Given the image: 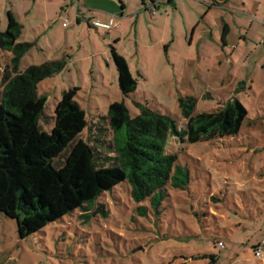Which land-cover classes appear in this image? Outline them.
<instances>
[{
  "label": "rangeland",
  "instance_id": "1",
  "mask_svg": "<svg viewBox=\"0 0 264 264\" xmlns=\"http://www.w3.org/2000/svg\"><path fill=\"white\" fill-rule=\"evenodd\" d=\"M83 1L0 0V30L12 11L24 25L19 41L35 43L21 70L68 61L38 85L49 99L40 119L44 129H52L56 103L75 86L88 121L79 138L94 145L103 136L99 128H109L108 108L116 101H124L132 117L140 112L138 101L181 124L182 95L196 97L195 113L238 98L248 115L235 135L197 143L170 139L168 150L189 165L192 179L187 189H168L159 214L149 200H133L127 181L86 203L90 209L77 208L25 239L17 222L0 212V264H264L255 255L264 240V0H246L245 13L235 0L226 8L212 7L218 0H155L156 13L151 0L147 9L141 0H122L127 9L117 16L124 23L116 47L138 81L128 97L111 54L113 30L95 29L88 17L78 23ZM86 1L103 11L121 9L120 0ZM224 23L231 26L229 55L223 51ZM12 55L0 49V91ZM141 205L148 207L145 214Z\"/></svg>",
  "mask_w": 264,
  "mask_h": 264
},
{
  "label": "trees",
  "instance_id": "2",
  "mask_svg": "<svg viewBox=\"0 0 264 264\" xmlns=\"http://www.w3.org/2000/svg\"><path fill=\"white\" fill-rule=\"evenodd\" d=\"M151 1L155 10L156 1ZM141 3L148 8L146 0ZM7 20L5 31L0 30V49L13 55L0 91V212L17 222L22 239L77 208L90 209L86 203L125 181L134 201L149 200L154 212L161 213L168 189H187L192 179L189 165L168 150L170 139L197 143L235 135L248 115L238 98L217 110L195 113L196 97L182 95L181 124L172 114L138 101L140 112L132 117L125 102L116 101L108 108L109 128H99L103 136L94 145L79 138L88 121L75 86L56 103L53 126L47 131L40 119L49 99L38 93V85L60 73L68 61L47 60L21 70L23 56L35 43L19 41L24 25L12 11ZM110 47L120 89L128 97L138 81L125 56ZM65 152V160L56 164ZM138 209L145 214L148 207Z\"/></svg>",
  "mask_w": 264,
  "mask_h": 264
},
{
  "label": "crops",
  "instance_id": "3",
  "mask_svg": "<svg viewBox=\"0 0 264 264\" xmlns=\"http://www.w3.org/2000/svg\"><path fill=\"white\" fill-rule=\"evenodd\" d=\"M230 0H218V3H214L213 5H212V7L214 6V7H220V6H225L226 5V3L228 4V2H229ZM123 2V1H122ZM113 3H115L114 1H113ZM85 4V5H84ZM122 3L120 2V7H121V9H119V7L117 8L116 7V9H106V10H101V9H99V8H105V7H101L98 3H87V1L86 0H84L83 1V5H82V7L81 8H79L78 9V14H77V16H78V18H77V21H78V19H79V21H78V23H81L82 22V20H83V18H86V17H88L89 19H90V23H91V25H92V21L93 20H100V21H108V20H110L112 17L113 18H115V20L118 22V24H119V27L118 28H115V29H113V34L111 35V33H112V30L111 31H106V33L107 34H109V35H111L110 36V38H112L113 40H114V42H115V47H116V43L118 44H120V42H121V36H120V28H122V23H124V20H121V21H119V20H117V16L119 15L120 17H124V15H125V10L127 9V4L125 3V2H123V5H124V7L122 8V5H121ZM235 5H238L240 8L239 9H241V8H243L242 9V12L243 13H245L246 11H245V7H247V6H249V1H246V0H241V2L240 1H238V0H235V3H234ZM115 5H117L116 3H115ZM155 5H158L157 4V2L155 3ZM225 8H226V6H225ZM235 10H238V9H235ZM254 10H256L255 12H259L260 10H261V8L260 7H258L257 9H254ZM68 11V10H67ZM155 13H156V11H155ZM255 14V16H257V14L256 13H254ZM18 18V17H17ZM68 19V18H67ZM18 20H20L19 18H18ZM224 24H228V23H224ZM64 26H66L65 25V22H64ZM92 27H94L93 25H92ZM95 28V27H94ZM95 29H97V28H95ZM97 30H102V29H97ZM114 30H116V31H114ZM103 31H105V30H103ZM231 31V26H230V24H228V31L226 32V33H222V40H223V45H224V50L223 51H226L225 53H227V55H229L228 54V52H227V49L229 48V40H228V34H229V32ZM117 33H119V34H117ZM165 38V37H164ZM175 38V37H174ZM173 38V39H174ZM162 40V39H161ZM263 40V39H262ZM264 41V40H263ZM156 42L158 43V42H160V40L159 39H157L156 40ZM111 48V47H110ZM116 50H118V48L116 47ZM166 51H167V53H168V55L170 54V50L168 49V47H167V49H166ZM120 53V52H119ZM124 56H125V58H126V55L125 54H123ZM231 55V54H230ZM127 59V58H126ZM127 61H128V59H127ZM128 64H129V61H128ZM110 65V64H109ZM129 67H130V65H129ZM130 70H131V68H130ZM132 73V72H131ZM133 75V74H132ZM264 241V240H263ZM263 241H260L259 242V244L260 243H262ZM258 244V245H259ZM257 247V246H256Z\"/></svg>",
  "mask_w": 264,
  "mask_h": 264
},
{
  "label": "built area",
  "instance_id": "4",
  "mask_svg": "<svg viewBox=\"0 0 264 264\" xmlns=\"http://www.w3.org/2000/svg\"><path fill=\"white\" fill-rule=\"evenodd\" d=\"M153 12L155 13V10H153ZM67 22H65V25H67ZM92 25L97 29H102L105 31H111L119 27L118 22L113 17L108 21L93 20ZM219 245L221 247L225 246L224 242L222 241L219 242ZM255 255L264 261V241L255 247Z\"/></svg>",
  "mask_w": 264,
  "mask_h": 264
}]
</instances>
